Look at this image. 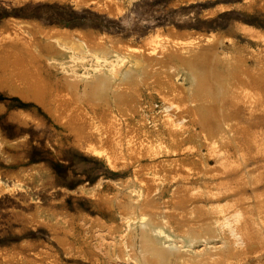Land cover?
I'll return each mask as SVG.
<instances>
[{"label": "rangeland", "instance_id": "1", "mask_svg": "<svg viewBox=\"0 0 264 264\" xmlns=\"http://www.w3.org/2000/svg\"><path fill=\"white\" fill-rule=\"evenodd\" d=\"M109 1L0 0V28L8 21L30 28L29 33L21 34V37L24 36L21 40L13 39L4 46L0 45V83H8L13 76L20 75L35 82L41 80L46 86H42L44 99H52L42 107L34 100L14 96L7 86L0 85V264H132L131 259L139 256L136 248L124 247L122 242H118L119 247L115 246L116 240L140 242L139 238L126 237L129 236L127 222L135 217L130 214L132 207L127 206L130 203L127 197L133 193L130 188L149 179L152 174L149 170L179 169L173 165L154 168L160 159L139 157L131 161L125 155L121 159L113 157L112 153L107 159L97 157L87 149L98 138L102 107L92 98V81H77L75 76L61 72L52 62L59 56L61 46L73 49L80 46L94 51H104L111 46L115 50L132 48L142 51L156 35L168 44L174 41L177 44L187 40L189 33L193 37L214 33L230 37L240 48L257 50L261 47L248 35L249 29L264 33V8L258 6L257 0H114L117 1L118 11L112 15L106 12ZM53 31H59L60 37L66 34L75 42L56 38L57 34ZM213 45L220 47L218 42ZM87 57L88 65L95 67L96 56L88 54ZM208 62L210 60L205 64L208 65ZM143 67L146 73L139 92L148 118L144 127L149 130L150 110L147 108L151 99L157 102L154 97L159 87L155 84L152 91L147 92L152 74L146 64ZM210 69V72L202 74H214L212 63ZM203 84L213 90L212 83ZM71 94L79 99L76 100L78 103L71 104L72 107L69 106L59 116L60 105L55 98ZM202 95L200 93L199 97ZM135 105L128 102L127 110L120 107L118 119L122 120L124 127L137 132L141 118L127 114L134 113ZM78 106H82L93 119H69L67 114ZM186 106L189 104L184 103L183 107ZM155 109L158 111V107ZM194 120L191 130L201 134L202 126L199 120ZM108 122L114 127L118 123L116 119ZM232 150L229 148L233 153L226 152L230 160H239ZM195 151L186 157L188 160L184 158L189 166L182 164L179 170H204L203 163L207 164L208 170H215L208 149L201 147L200 153ZM253 153L259 159L254 157L246 168L264 170V155ZM169 158V161L176 159ZM232 169L248 170L241 167L229 170ZM183 172H180L181 176L186 175L184 177L190 179L186 181L195 183L199 180L195 172H189L191 177H187L188 173L182 175ZM237 173L235 176L239 178L241 174ZM233 176L224 178H233L232 183L237 185L238 179ZM227 182L230 184L231 181ZM263 183L258 189L263 195L259 199L252 197L255 194L248 193L247 196L241 195L239 200L240 194L226 198L205 196L199 185L189 192L185 182H179L176 184L179 188L175 187L173 194L162 192L163 200L156 202L166 201L165 214L170 223L176 225L178 232L184 228L197 231L211 223L212 217L205 211L208 207L241 205L243 209L244 198L248 197L250 206L260 211L264 200ZM183 192L185 195L181 194ZM99 199L103 200L102 203ZM109 200L114 202L113 205ZM139 201L144 204V208L141 206L138 210L139 214L151 219L159 218L161 208L145 207L143 198ZM172 205L181 210L174 211ZM191 211L193 216L188 214ZM173 218H176L177 224ZM96 239L100 241L99 245H93ZM81 242H86L92 249H87Z\"/></svg>", "mask_w": 264, "mask_h": 264}, {"label": "bare ground", "instance_id": "2", "mask_svg": "<svg viewBox=\"0 0 264 264\" xmlns=\"http://www.w3.org/2000/svg\"><path fill=\"white\" fill-rule=\"evenodd\" d=\"M257 1L258 6L264 8V0ZM117 9V1L110 0L106 12L112 15L118 11ZM16 24L19 23L8 21L0 28L1 46L13 39L19 41L20 38H24L23 35L21 37L23 32H30L29 27ZM53 33L57 34L54 35L56 38L60 37L59 31ZM248 35L257 44H261L259 49L240 48L230 37L218 36L214 33L195 36L196 38L189 33L187 40L177 44H174L175 41L173 44H168L156 35L148 41L142 51L132 48L115 50L111 46H107L104 51H94L86 47L76 46V49H73L64 45L60 47L59 56L52 60L61 72L72 74L78 79L77 81H92L90 85L93 88L92 98L102 107L98 138L87 148L93 155L107 159L111 153L113 157L120 159L125 155L131 161L139 157H147L150 160L160 159L161 161L154 168L173 165L181 169L182 164L189 166L185 163L188 155L197 149L199 152L201 147H205L213 159L215 170H208L207 164L204 163L202 164L204 170H149L152 173L149 179L141 185L130 188L134 195L127 197L130 201L127 206L132 207L130 214L135 217L128 219L129 236L126 237L139 238L140 242L136 244L116 240L115 246L119 247L118 242H122L124 247L129 245L136 248L139 256L131 259L132 264H264V200L260 211L259 209L256 211L255 206H250L251 201H247L248 197L244 198V210L241 209V205H229L225 208L208 207L205 211L212 217L211 223L201 226L197 231L184 228L182 232H178L176 225L173 226L171 220H168L165 214L166 201L156 202L163 200L162 192L176 191L174 189L179 182H185L189 192L195 185H199L203 188L202 194L205 196L220 195L226 198L240 194L239 200L241 195L247 196L248 193L255 194L252 197L256 199L263 196L259 193L262 190L258 192V189H261V184L264 182V170H249L246 166L254 157H258L253 151L259 153V156L264 155V33L249 29ZM60 39L75 42L74 38L64 33ZM214 42H218L220 47H215ZM88 54L96 56L97 64L93 68L88 65ZM209 60V64L206 65L205 62ZM210 63L213 65L214 74L203 75L202 72H210ZM143 64L150 68L149 72L152 74L151 77L149 76L151 79L150 86L147 87L149 89L145 87L147 92L152 91L155 84L159 87L154 97L157 102L151 99L149 109L147 108L150 110L149 130L144 127L148 118L139 92L143 75L146 73ZM10 81L3 84L14 96L34 100L42 107L52 100L44 99L42 86H45V82L41 80L43 85L40 81L35 82L20 75L13 76ZM208 82L213 84V90L211 86L209 88L203 84ZM200 93H203L202 97H199ZM71 95L55 98L60 105L59 116L79 100L75 94ZM128 102L136 104L133 107V114L127 112L129 117L141 118L137 132L124 127L122 120L118 119L119 108L123 107L127 110ZM184 103L189 106L183 107ZM67 116L72 120L93 119L82 106L72 108ZM115 119L118 123L114 127V124L109 123L108 120ZM194 119L199 120L202 126L201 134L192 132L194 129L191 130L192 125L195 124ZM229 148L234 150L239 160H230V156L228 157L226 153ZM169 157L176 159L172 158V161H169ZM178 157L183 159L178 160ZM233 167L248 170H229ZM182 171H185L182 175L188 173L187 177L190 175L189 172H195L199 180L195 183L186 181L190 179L189 177L186 179L184 177L186 175L182 177L180 173ZM238 171L241 174L239 178L235 176L239 174ZM227 175L228 177L234 175L238 179V184L232 183V177L231 180L227 179L231 181L229 184L224 178ZM184 192L181 194L183 195ZM180 195L178 197L182 196ZM141 198L146 201L145 207H158L164 210H161L158 219L139 214L138 210L144 205L140 204ZM113 203L110 201V205ZM177 205H180V202ZM177 208L174 206V211L181 210ZM188 214L194 215L192 211ZM81 243L87 249H92L86 242ZM99 244L100 241L96 239L93 245ZM87 253L90 254L91 251L87 250Z\"/></svg>", "mask_w": 264, "mask_h": 264}]
</instances>
